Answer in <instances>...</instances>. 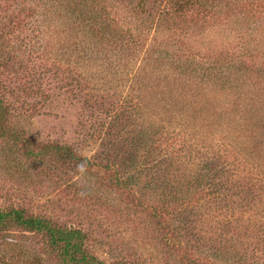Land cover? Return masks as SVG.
<instances>
[{
    "label": "rangeland",
    "instance_id": "374dc122",
    "mask_svg": "<svg viewBox=\"0 0 264 264\" xmlns=\"http://www.w3.org/2000/svg\"><path fill=\"white\" fill-rule=\"evenodd\" d=\"M172 1L161 25L166 0L92 1L121 40L100 46L62 0H0L5 131L24 139L0 136V208L80 229L106 263L263 264L264 74L228 69L264 55V0ZM0 264L70 263L10 227Z\"/></svg>",
    "mask_w": 264,
    "mask_h": 264
},
{
    "label": "trees",
    "instance_id": "16d2710c",
    "mask_svg": "<svg viewBox=\"0 0 264 264\" xmlns=\"http://www.w3.org/2000/svg\"><path fill=\"white\" fill-rule=\"evenodd\" d=\"M62 1H64L65 4L68 5L72 13H75L76 18L80 24L92 30V33L98 39L97 43H95L94 45H97L98 43L100 46L110 45L108 42H111V40H113L114 42H121L119 38L112 36L113 29H109L107 23H105V27H99L100 23H102L103 21L98 17L97 13H91L93 8L92 1L96 0H91V2L89 3V7H87L89 0ZM166 1L167 2L164 3L163 10H161L162 16L160 18H157L158 25L163 24L167 20L165 15L169 14L173 5L172 3L174 2L172 0ZM95 31L97 32V34L94 33ZM131 40H133L131 42L133 47L131 48L130 46V53L133 57V55L136 54L137 51V49L135 48V44L142 43V38L139 36H133ZM150 45L153 48L148 49V51H152L151 54H153L154 57H152L151 59L155 64H161L163 62H165V64L168 63L171 73H173L177 68H180V70L181 68L183 69L184 65L186 67L187 60L183 61L181 58V54L180 56L175 55L171 51L166 50L165 47H161L157 44L150 43ZM157 47L161 49H158ZM263 60L264 55H262L261 52H249V54L246 53L245 58L238 59L236 63L230 64V66H233L230 67L228 70H239L241 67H243V75L245 73H248L247 75L253 74L257 76L259 72L261 74H264ZM236 64L239 66H236ZM222 65L223 64L214 65V67H211V69L215 70ZM180 74H182L181 71ZM185 74L187 75V70ZM6 113L7 111L5 110V107H3L0 101V136H5L8 133V137H12L15 140H24L23 136L19 133H15L9 130H7L6 133ZM50 147L51 151H55L56 154L64 160L72 161L74 163H81L82 161H86L88 163L90 162L87 157H79L74 155L72 150L67 146L53 144L50 145ZM46 152L47 151L44 150L40 152V155H43ZM27 155L31 159H35L39 156L38 154L33 153L32 151H28ZM10 227L21 228L25 231L42 233L46 235L49 247L54 251H59L63 259L69 262L70 264H127L120 262L106 263L102 260H99L96 256L89 254L84 247L85 234L80 229L59 228L40 215L26 214L23 209L10 208L3 210L0 208V231L8 230Z\"/></svg>",
    "mask_w": 264,
    "mask_h": 264
}]
</instances>
